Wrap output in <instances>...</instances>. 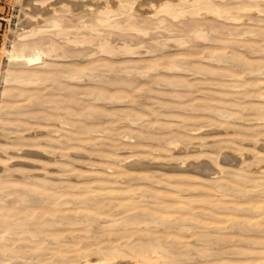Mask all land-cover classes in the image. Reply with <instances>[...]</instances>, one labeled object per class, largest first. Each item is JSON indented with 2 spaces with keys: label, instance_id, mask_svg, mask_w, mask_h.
Wrapping results in <instances>:
<instances>
[{
  "label": "rangeland",
  "instance_id": "1",
  "mask_svg": "<svg viewBox=\"0 0 264 264\" xmlns=\"http://www.w3.org/2000/svg\"><path fill=\"white\" fill-rule=\"evenodd\" d=\"M14 1L17 0H0V188L9 186L8 191L14 193L4 197L3 202L0 203V211H6L4 219L9 220L17 214L29 219L38 218L36 213L43 210L42 208H47L49 211L47 210L46 214H49L51 209L55 210V203L63 199L77 200L76 202L79 204H74L73 207L66 206V208L64 206V210L86 207L87 201L94 202L93 208L101 205L107 206L113 200L121 201L118 202L120 205L126 204L125 197H117L109 193H112L114 189H119L114 192L124 191L130 184L140 185V189H151L153 192L161 189L159 190L160 195H166L165 197L168 198L164 200L168 202L175 201L173 197L178 194L177 189L182 190L186 186L195 187L194 185H196L197 187L198 185L200 187L195 188L197 191L185 194L187 201H201V204L198 203L193 207L188 206L187 216L190 215L202 223L203 219L204 223H211L205 222L206 217L199 218L194 215L200 210L199 207L204 209L200 211L206 212L208 209L212 210L211 206L215 204L220 206L221 201L224 204V201L227 200L224 205H236L235 203L240 201H233L234 198L225 193H221V195H219L220 192L215 193L218 194L216 196L213 194L214 192L210 194L208 189L209 193H207L205 186L210 189L211 183L220 180L221 182L228 180V183H232V178L238 176L239 179L246 180H242V184L239 186L244 188V192L251 193V183L264 182V163L262 162L264 159L263 13H260V16L255 12L247 14L244 16L247 21L243 18L237 24L225 22L223 24L225 27L220 32L210 33L212 41L208 44L191 37L190 44L179 48L174 42H165L163 38L165 36L160 37V34H164L162 31H155L159 33L157 40L160 43H166L164 49L157 47L151 37H146L143 47L136 49V53L130 58L143 62L148 60L151 55L146 51L151 47L157 49L156 56H172L184 50V53H181L183 56L177 60L181 63H196V65L200 62L208 66L211 71L210 75L202 76L180 71L167 72L162 70V67H159L158 71H149L145 74L136 70H131L128 73L117 71L122 67L120 63L131 65L132 61H130L131 63L126 61V56H115L110 59L106 55L97 53L95 47L73 46L66 43L64 38H54L48 33L44 35V41L54 40L61 47L60 52L65 51L68 55L74 52L77 57L62 59L56 58L52 54L44 58L46 65L44 68L36 67V70L41 71L38 72V75L42 74L43 79L51 77L53 74L52 77L61 81V84L59 81L54 83L44 81L40 85H19L5 82V70L9 69V62L4 50H10L13 38L11 33L17 25L25 18H29L32 23L37 24L42 20V13L36 12L35 9H27L28 16L25 17L20 4L17 2L15 4ZM55 1L51 0L42 7H37L46 11V5ZM140 1L138 0V2ZM262 8L264 9V5ZM148 9H152L151 5L142 4L139 8L143 12L150 11ZM77 13L79 11L75 14ZM82 15L85 16L86 13L80 12L79 15L73 17L74 19L70 15L62 14L64 16L62 19L65 25L74 23L79 26L86 19L84 17L81 19ZM249 18L252 22L248 20ZM229 31L240 34V36H230ZM247 31H253L256 36L242 33ZM156 33H152V35ZM111 37L115 39V37ZM224 45L227 47L234 45L235 49L217 50ZM200 49L205 53L207 51L223 53L222 55L226 57L225 62L201 61L202 52ZM94 52H96L95 55L88 56L89 53ZM192 53L193 55H191ZM121 60L123 62H120ZM90 61L99 64L109 63L108 66L111 67V70H100L97 72L99 75L97 78L89 80L87 77H83L76 82L67 80L63 73H57L58 70H65L71 65L76 68L82 64L80 67H83L87 65V62L90 64ZM157 74H159L158 77ZM221 81L222 83H220ZM4 92L10 93L12 98L3 96ZM260 93L262 96L258 97ZM220 114H228L229 117L222 118ZM233 114L236 116L234 117ZM61 120L67 124H61ZM170 143H177V145ZM226 157L234 160L235 163L223 162ZM256 158L262 160L256 161ZM199 163H207L216 172L224 170L227 174L225 176L212 174L206 178L207 176L204 177L192 171L194 165H199ZM136 164L144 167H138ZM189 164H192L193 168ZM201 177L202 180L205 178L211 183L203 180L204 183L200 180ZM100 184L103 185L102 188H99ZM22 187H26L25 189L29 191V202L18 200L15 194L19 193ZM193 187H190L191 190ZM105 188L109 191L111 189V191H107L109 195L103 196L100 193ZM199 189H201V193L198 191ZM203 190L205 193H202ZM169 191L173 194H170L172 199L168 196ZM62 192L67 193L62 194ZM45 195H50V199H46V202L43 201L41 204L39 201L45 198ZM93 196L96 197L93 198ZM188 196H192V198L190 197L188 200ZM202 196L205 198H201ZM36 199L38 201H35ZM32 201L35 205L31 204ZM222 204L221 206H224ZM43 212L46 211L43 210ZM214 214L220 215L218 212ZM239 216L242 218L244 215ZM207 220L215 222L210 218ZM117 230L107 229L106 232L117 233ZM206 232L211 234L208 230ZM196 233L190 235V233L174 232L178 239L180 237L179 242H184L185 245L195 242L192 237H195ZM200 233L204 235L205 231H200ZM212 233L214 237H225L222 240L226 241V244L221 243L222 247L218 246V252L215 251L217 247L205 245V252L202 255H210L209 252L215 251L214 253L218 256L210 255V258L212 256L215 258L212 257L210 261L209 258L206 259L209 261L207 263L203 260L204 258L202 261L205 263L200 261V258V260L194 259L195 261L191 260L193 261L191 263H187V261L183 264L199 261L202 264H212L211 262L215 264V261L216 264H260L264 262V240H262L264 237L239 230ZM68 234L70 233L68 232ZM217 234L219 235L215 236ZM76 238L70 241L66 240V242L62 240V244L71 247L67 250L78 249L79 244L76 241L79 242V235L78 240ZM7 239L6 242H1V245L17 250H20V244L32 249H38L37 244H41L39 239L31 240L25 236L19 238L13 235L8 236ZM229 239L239 241L236 243L227 242ZM26 240L30 244H27ZM190 240L194 242L192 243ZM44 241L51 240L47 238ZM96 243L97 241L93 244ZM198 244L195 243L194 246L201 249L198 248L200 245ZM42 246L45 245H39V247ZM51 248L55 251L58 250L57 252L65 250V248L57 250L54 247ZM206 248L213 251L208 250L207 254ZM229 251H235L237 254L230 252L233 255H229ZM67 257L70 256L65 255V258ZM90 259L94 260L96 257H90ZM31 260L28 261L29 263L23 260L15 261V264H23V262L35 264L37 261Z\"/></svg>",
  "mask_w": 264,
  "mask_h": 264
},
{
  "label": "bare ground",
  "instance_id": "2",
  "mask_svg": "<svg viewBox=\"0 0 264 264\" xmlns=\"http://www.w3.org/2000/svg\"><path fill=\"white\" fill-rule=\"evenodd\" d=\"M16 2L20 4L19 6L21 7L23 16L25 17L28 16L27 9H35L36 12L42 13V20L40 22H37V24L32 23L29 18H25L19 25H17L16 29L11 33L13 38L11 37L12 43L10 50H4V54L6 55L9 62V69L5 70L6 75L4 74L5 82L16 83L19 85H40L44 83V81H48L51 83L56 82L57 79H55V77H52L54 76L53 74H51V77L43 79V77L41 76L42 74L38 75V72L41 71L36 70V67L44 68L46 66L44 64V58L52 54L54 57L62 59L68 57H77L74 52H72L71 54L69 53L71 56L66 54L65 51L60 52L61 47L58 43L54 42V40H50L49 42L44 41V35L48 33L54 38H64L66 43H70L73 46L89 45L95 47L97 53H101L103 54V56L106 55L110 59L115 56H126V61H132L131 65H124L125 63H120L122 67L117 71L128 73L131 70H136L142 71V73L145 74L149 71H158L159 67H162L161 69L167 72L180 71L185 73L199 74L202 76L210 75L211 71L209 70L208 66L201 64L200 62L198 65H196V63H181L179 60H177L180 56H183V54L181 53H184V50L172 56H156L155 52H157V49L151 47L146 51L149 55H151L149 56L150 58L148 60H144L143 62L142 60H131L130 58L136 53V49L143 47V44L145 43L144 38L146 37H151V39L154 40V44L157 47H161L162 49H164V47L166 46L165 42L169 41L174 42L179 48L185 47L186 45L190 44L189 39L191 37L208 44L212 41L210 33L220 32L221 29H224L225 25L223 24H225V22L237 24L238 21H242L241 19H243L244 16H247V14H252V12L257 13L256 15L259 14V16L260 13L264 14V9L262 8V5H264V0H141L140 2H138V0H56L55 2L46 5V11L40 9L39 7H42L47 2H51V0H17ZM142 4L151 5L152 9H148L150 11L147 12L140 11L139 8ZM78 11L79 13H86L85 16L82 15L81 17V19L83 17L86 19L79 26L74 25V23L65 25V22L62 19V17L64 18V16H62V14L70 15L73 18L76 15H79V13L75 14ZM29 16L30 18H32L31 15ZM66 19L68 18L66 17ZM248 20H250V18ZM250 22L252 21L250 20ZM155 31H162L164 33L163 35L160 34V37L165 36L163 37L165 39L164 43H160V41L157 40V37H159V33H156ZM152 33L156 34L152 35ZM242 33H248L256 36L253 31ZM229 35L240 36V34L232 31H229ZM111 36L115 37V39H112ZM226 49L234 50L235 47L234 45H232L231 47H227L224 45L220 46V48H217V50L220 51ZM200 52H202L200 58L201 61L206 60L216 63L225 62V55H222L223 53H220L219 51H207L205 53L200 49ZM95 54L96 52L89 53L88 56L90 57ZM191 55H193V53ZM120 62H123V60H121ZM89 63L90 64H88L87 62V65L83 67H80L82 65L81 64L76 68L70 64L71 67L68 66L69 68H65V70L56 71L58 74H65V78L67 80L76 82L83 77H87V79L89 80L95 79L99 76L97 72H99L100 70H111V67L108 66L109 63L99 64L97 62V64L94 61H90ZM46 72L48 71L46 70ZM156 76L158 77L159 74H157ZM153 78L155 77L153 76ZM60 82L61 81H59V83ZM220 83H222V81ZM4 94L3 96L12 98V95L10 93L4 92ZM102 94H99V96H102ZM261 96L262 94L260 93L258 97ZM262 97H264V95ZM227 115L220 114V117L223 118ZM60 123L63 125L67 124L62 120ZM172 145H177V143H173ZM228 157L224 158L223 162L228 164L235 163L234 160H231ZM259 160L262 159L256 158V161ZM262 162L264 163V159L262 160ZM136 165H138V167H144L143 165ZM189 165L190 167H192V164ZM192 171L204 177L207 176L206 178H209V175L212 174H222L224 176L227 174L224 170L216 172L210 166H208L207 163H199V165H194ZM239 178L238 176H234V178H232V183L230 181V183H228V180H222V182L221 180H217L218 182L211 183L207 179L203 178V180H207L211 183L210 189L202 185L204 188H206V191L208 189L210 194L211 192H214L213 194L220 192L219 195H221V193H225L228 196L234 198V200L232 199L233 201H240L238 203H235L236 205H224L227 200L224 201V204H222L223 202L221 201L220 206H217L216 204V206H211L213 212L210 209H208V211L206 212L200 211L204 209L202 207H199L198 209L200 210L194 213V215L198 216L199 218L206 217L205 222L208 221L211 223H204L203 218L202 223L197 219L190 217V215L187 216L189 205L193 207L198 203L201 204V201H190L189 199L190 197L192 198V196H188L189 201L185 200V194L191 193L190 191H192L193 193V191L196 190L195 188L198 189L200 187H198V185L196 187V185L194 184L193 185L195 187L191 185L188 187L186 186L187 189L186 187L182 190L177 189V191L179 192L176 197H173V199L175 200L173 202L164 200L168 197H165L166 195L164 196V194H162L163 196L160 195L159 190L161 189H156L159 193L158 195V193H155L157 192L155 191V189H153L155 191L153 192L151 191V189H140V185L130 184L126 187L125 190L122 189L124 191L114 192L116 190L114 189L112 190V193H109L111 189L109 191L105 188L104 190L102 189L103 191L101 190L100 193L103 196L112 194L117 197H125V200L127 201L126 204L120 205L119 203L121 201H118V203L116 200H113L112 203L108 204L107 206L101 205L97 208H93L92 206L94 202L87 201L86 207L64 210L66 206L73 207L74 204L76 205L77 200L74 201L72 199H63L56 202L55 206L53 205L55 207L54 211L51 209L49 214H46L48 213V209L42 208L46 212H43V210L40 209L41 211L39 210L40 212L36 213L39 217L32 219L17 214V216L13 215L14 217L6 220L4 219L6 211H0V264H12V262H14L15 264V261L22 260L28 262L31 259L37 260L35 264H88L92 262H94L95 264H176L178 262L179 264H183L187 261V263H191L193 262L191 260L194 259L200 260V258V261H202V259L204 258L203 260H205L207 263L211 260L212 257L215 258V256H212L211 258L209 256L213 254L216 255V253L214 252H218V246L220 247L221 243L223 244L226 242L222 240L225 237H220L221 239L219 237H214L212 236V232L221 233V231L239 230L240 232H251V234L255 236L264 237V182L251 183L252 192L246 193L243 191L244 188L242 189V186H239L242 184V180L244 179ZM260 179L261 181H263L262 178ZM200 180H202V177ZM210 180L212 179L210 178ZM197 182H199V180H197ZM203 182L205 183V181ZM101 186L103 187V185L100 184L99 188H102ZM190 187H193L192 190ZM25 188H20L21 191L15 194L18 200L22 202H29L28 199L30 197V194L29 191ZM8 190L9 186L2 189L0 188V203L3 202L4 197L14 194ZM117 190L119 191V189ZM198 191L200 192L201 189H199ZM208 191L207 193H209ZM66 193L62 192V194ZM202 193H205V191L203 190ZM170 194H172V192L169 191V197L171 196ZM215 195L217 196L218 194ZM58 197L60 198V196ZM95 197L96 196H93V198ZM218 197L216 198L219 199ZM201 198H205V196H202ZM216 198L213 197L212 199ZM46 199H50V195H45V198H43L39 202L42 204V202ZM35 201H38V199H36ZM31 204L35 205L33 201L31 202ZM205 204L207 205V203ZM221 204L224 206H221ZM35 209L38 210V208ZM29 212L32 213L31 211ZM215 212H218V214L220 215H213V213ZM239 215L244 216L241 218ZM207 218L213 219L215 220V222L212 223V221L207 220ZM2 219L4 220L2 221ZM107 229L118 230L117 233H112L113 230L112 232H106ZM207 230L210 231L211 234L209 232H206ZM200 231H205V234H201ZM68 232L70 234H68ZM174 232H178L179 234L190 233V235L197 232L195 234L196 238L191 236L195 242L190 240L192 241V243H194L191 244L190 242L185 245L184 242H179L180 237L178 239V237L176 236L177 234H174ZM13 235L19 238H23V236H25L30 238L31 240L39 239L41 241V244L49 247L45 248V246H42V249V247H39V245L41 246V244L38 243V247L36 246L38 249H32L20 244V250H17L10 248V246L8 247L3 244L1 245V242H6L9 239H7L8 236L11 237ZM78 235L79 242L76 241V243L79 244L78 249H72L73 251L67 250L71 247H67V245H65L64 243L62 244V240L66 242V240L70 241L71 239L76 237V240H78ZM196 235L200 236L198 237ZM218 235L219 234L215 236ZM47 238H49L51 241H44V239ZM256 238L258 239L259 237ZM28 241L27 244H30L28 243ZM95 241H97V243L93 244ZM238 241L230 239L227 240V242L231 243H236ZM195 243H199L200 245L198 244V248L201 249H197V246H194ZM247 243L249 242L247 241ZM205 245H209L212 247L214 246L213 248H217L215 251L206 248L207 254L209 251L213 252H209V254L211 253L210 255H202L203 252H205ZM51 247L56 248V250L65 248V250L63 249L64 251L60 250L61 252H57L58 250L55 251ZM18 251L19 253H17ZM20 251H22L23 254H21L22 252L20 253ZM230 252L237 254V252L235 251H229V255H233ZM261 254L263 255V253ZM65 255L70 257L65 258ZM90 257H96V259L91 260ZM206 259H208L209 261ZM200 261L194 263L202 264L200 263ZM205 261L202 262L205 263ZM211 263L213 264L214 262ZM23 264H25V262H23ZM260 264H264V262H261Z\"/></svg>",
  "mask_w": 264,
  "mask_h": 264
}]
</instances>
